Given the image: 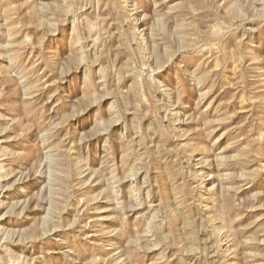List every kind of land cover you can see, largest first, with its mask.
<instances>
[{
    "label": "rangeland",
    "instance_id": "obj_1",
    "mask_svg": "<svg viewBox=\"0 0 264 264\" xmlns=\"http://www.w3.org/2000/svg\"><path fill=\"white\" fill-rule=\"evenodd\" d=\"M0 264H264V0H0Z\"/></svg>",
    "mask_w": 264,
    "mask_h": 264
}]
</instances>
